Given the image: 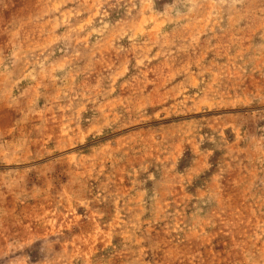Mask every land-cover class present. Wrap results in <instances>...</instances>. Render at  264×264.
Returning a JSON list of instances; mask_svg holds the SVG:
<instances>
[{
  "label": "rangeland",
  "instance_id": "obj_1",
  "mask_svg": "<svg viewBox=\"0 0 264 264\" xmlns=\"http://www.w3.org/2000/svg\"><path fill=\"white\" fill-rule=\"evenodd\" d=\"M0 264H264V0H0Z\"/></svg>",
  "mask_w": 264,
  "mask_h": 264
}]
</instances>
